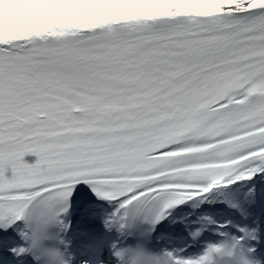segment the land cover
<instances>
[{
    "label": "snow or ice",
    "instance_id": "6c2138e0",
    "mask_svg": "<svg viewBox=\"0 0 264 264\" xmlns=\"http://www.w3.org/2000/svg\"><path fill=\"white\" fill-rule=\"evenodd\" d=\"M0 264H264V0H0Z\"/></svg>",
    "mask_w": 264,
    "mask_h": 264
}]
</instances>
